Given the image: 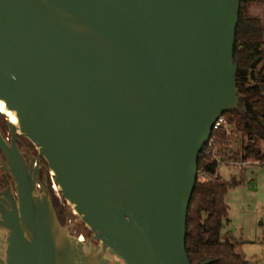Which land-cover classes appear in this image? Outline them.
<instances>
[{
	"label": "water",
	"instance_id": "1",
	"mask_svg": "<svg viewBox=\"0 0 264 264\" xmlns=\"http://www.w3.org/2000/svg\"><path fill=\"white\" fill-rule=\"evenodd\" d=\"M240 0H0V264H191L215 122L239 108ZM27 139L89 231L59 221Z\"/></svg>",
	"mask_w": 264,
	"mask_h": 264
},
{
	"label": "trees",
	"instance_id": "2",
	"mask_svg": "<svg viewBox=\"0 0 264 264\" xmlns=\"http://www.w3.org/2000/svg\"><path fill=\"white\" fill-rule=\"evenodd\" d=\"M239 23L236 30L234 61L238 65L237 88L240 105L237 110L225 113L227 123L235 127L246 145L242 153L230 152L223 161H264L261 143H264V27L259 19L249 15L254 4L264 0H240ZM214 135V134H213ZM224 139L223 133L217 134ZM220 165L201 152L199 174L209 182H197L188 210L186 251L191 264H248L236 251V243L229 234H222L228 219L226 198L238 182H223ZM6 188V179L0 173V191Z\"/></svg>",
	"mask_w": 264,
	"mask_h": 264
},
{
	"label": "rangeland",
	"instance_id": "3",
	"mask_svg": "<svg viewBox=\"0 0 264 264\" xmlns=\"http://www.w3.org/2000/svg\"><path fill=\"white\" fill-rule=\"evenodd\" d=\"M248 12L251 17L259 19L264 27V5L254 4L248 8ZM246 143L236 133L230 145L234 152L242 153ZM260 147L264 153V143ZM249 162L245 167L220 166L219 176L223 182H238V186L233 187L226 198L228 219L224 222L222 234L233 237L237 253L243 255L248 264H264V161L250 159ZM49 176L52 202L63 214V226L71 236L85 240L89 237L88 229L58 190L53 189L52 174Z\"/></svg>",
	"mask_w": 264,
	"mask_h": 264
},
{
	"label": "built area",
	"instance_id": "4",
	"mask_svg": "<svg viewBox=\"0 0 264 264\" xmlns=\"http://www.w3.org/2000/svg\"><path fill=\"white\" fill-rule=\"evenodd\" d=\"M218 133L224 134L223 140L218 139L217 137ZM236 133H237L236 128L230 126L225 120V118L221 116L213 125L211 136L202 149V151H204V155L207 157H210L213 161L217 162L220 166L245 167L246 165H249L251 163L249 161L240 160L237 162L236 161L226 162V161H223L222 159L223 154L234 151V149L231 147L230 144ZM253 163H258V162H253ZM209 181H210V178L207 175L199 174L198 172L197 182L206 183Z\"/></svg>",
	"mask_w": 264,
	"mask_h": 264
},
{
	"label": "flooded vegetation",
	"instance_id": "5",
	"mask_svg": "<svg viewBox=\"0 0 264 264\" xmlns=\"http://www.w3.org/2000/svg\"><path fill=\"white\" fill-rule=\"evenodd\" d=\"M8 122L9 121L7 119L0 116V130L2 131L4 136L6 137L7 141L10 142L13 138V135L9 131ZM17 147H18L19 151L21 152V154L23 155L24 159L26 160L28 168L32 170L33 174L36 173L38 175L39 182L41 184H43L47 180L48 184H49V180H50L49 174L50 173L48 171L47 164L43 158H40L38 156V152H37L36 148L27 139L20 137V136H18V138H17ZM3 161H4V157H3L2 153L0 152V166H1V163ZM0 173H2L3 177L6 179V188L4 189V190H6L11 183V179L2 170H0ZM53 189H55L54 186H53ZM54 209L57 213V216L59 218L60 223L63 226V222H62L63 214H62V212L58 211L55 207H54ZM87 238L84 240V242L87 240Z\"/></svg>",
	"mask_w": 264,
	"mask_h": 264
},
{
	"label": "bare ground",
	"instance_id": "6",
	"mask_svg": "<svg viewBox=\"0 0 264 264\" xmlns=\"http://www.w3.org/2000/svg\"><path fill=\"white\" fill-rule=\"evenodd\" d=\"M53 186H54L55 189L57 190V186H56V184H54ZM79 239H80V241H82V242L84 241L82 238H79Z\"/></svg>",
	"mask_w": 264,
	"mask_h": 264
}]
</instances>
